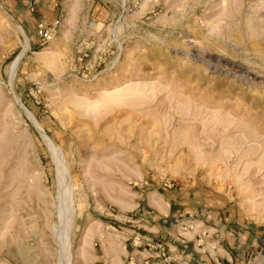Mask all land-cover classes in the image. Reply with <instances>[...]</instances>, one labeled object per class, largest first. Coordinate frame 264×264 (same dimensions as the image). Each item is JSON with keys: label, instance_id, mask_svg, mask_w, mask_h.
<instances>
[{"label": "rangeland", "instance_id": "obj_1", "mask_svg": "<svg viewBox=\"0 0 264 264\" xmlns=\"http://www.w3.org/2000/svg\"><path fill=\"white\" fill-rule=\"evenodd\" d=\"M56 1L41 47L0 0V264H167L168 203L264 229V0Z\"/></svg>", "mask_w": 264, "mask_h": 264}, {"label": "crops", "instance_id": "obj_2", "mask_svg": "<svg viewBox=\"0 0 264 264\" xmlns=\"http://www.w3.org/2000/svg\"><path fill=\"white\" fill-rule=\"evenodd\" d=\"M11 10L27 9L33 3L38 13L37 24L42 21L52 22L45 15L54 12L58 6L56 0H5ZM18 12V11H17ZM30 13V12H29ZM164 214L158 216L157 233L160 241L170 251L172 261L167 264H264V229L257 224L245 223L240 215L228 214L227 211H216L211 214L196 213L199 219L189 220L197 225V233H174L170 230L175 221V207L163 205ZM170 215L168 220H162ZM151 221H154L151 219ZM167 223L170 226H163ZM203 233L205 238L201 237ZM200 236L202 241H197ZM205 242L203 248L200 243Z\"/></svg>", "mask_w": 264, "mask_h": 264}, {"label": "built area", "instance_id": "obj_3", "mask_svg": "<svg viewBox=\"0 0 264 264\" xmlns=\"http://www.w3.org/2000/svg\"><path fill=\"white\" fill-rule=\"evenodd\" d=\"M27 9L30 13H35L37 10V8L33 3H28ZM60 28H61V16H59L57 19L53 20L52 22H47V21L39 22L36 25V37L37 40L39 41V45L41 47H45L48 46L50 43H52L55 40L56 36L58 35ZM83 56H87V54L83 52L80 47L76 46L75 52L71 55L70 58L66 60V63L69 66H74L75 61L76 60L79 61L80 57ZM189 228L191 229V226ZM198 241L199 242L202 241V238L200 236L198 237ZM138 247H140V245H138ZM148 249L157 251L156 254L157 257L164 258L166 256L165 247L160 242H157L153 245H149ZM168 258L169 257H167V259Z\"/></svg>", "mask_w": 264, "mask_h": 264}, {"label": "bare ground", "instance_id": "obj_4", "mask_svg": "<svg viewBox=\"0 0 264 264\" xmlns=\"http://www.w3.org/2000/svg\"><path fill=\"white\" fill-rule=\"evenodd\" d=\"M25 42H26V40H25ZM20 58V57H19Z\"/></svg>", "mask_w": 264, "mask_h": 264}]
</instances>
